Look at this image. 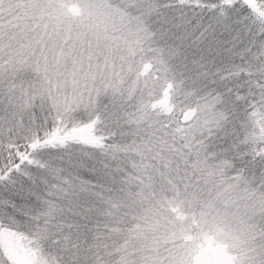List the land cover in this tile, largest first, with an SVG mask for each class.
Here are the masks:
<instances>
[{"label": "snow or ice", "instance_id": "snow-or-ice-1", "mask_svg": "<svg viewBox=\"0 0 264 264\" xmlns=\"http://www.w3.org/2000/svg\"><path fill=\"white\" fill-rule=\"evenodd\" d=\"M0 264H264V0H0Z\"/></svg>", "mask_w": 264, "mask_h": 264}]
</instances>
